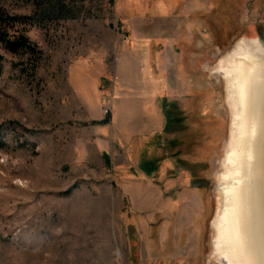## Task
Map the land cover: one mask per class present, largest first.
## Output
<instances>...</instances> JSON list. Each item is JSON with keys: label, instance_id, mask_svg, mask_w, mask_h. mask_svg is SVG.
Wrapping results in <instances>:
<instances>
[{"label": "rangeland", "instance_id": "374dc122", "mask_svg": "<svg viewBox=\"0 0 264 264\" xmlns=\"http://www.w3.org/2000/svg\"><path fill=\"white\" fill-rule=\"evenodd\" d=\"M4 5L30 18L15 30L41 57L0 45V264H219L232 112L216 68L264 36V0ZM172 21L184 27L171 37ZM147 43L174 96L166 130L144 137L150 114L116 112L113 91L117 59Z\"/></svg>", "mask_w": 264, "mask_h": 264}, {"label": "bare ground", "instance_id": "6f19581e", "mask_svg": "<svg viewBox=\"0 0 264 264\" xmlns=\"http://www.w3.org/2000/svg\"><path fill=\"white\" fill-rule=\"evenodd\" d=\"M232 126L213 220L212 258L264 264V36L239 42L218 63Z\"/></svg>", "mask_w": 264, "mask_h": 264}, {"label": "crops", "instance_id": "0c3cea01", "mask_svg": "<svg viewBox=\"0 0 264 264\" xmlns=\"http://www.w3.org/2000/svg\"><path fill=\"white\" fill-rule=\"evenodd\" d=\"M173 23L178 27L170 25L171 37L181 32L184 27L180 22V24ZM156 49V46L154 48L152 44H144L141 49L123 53L115 65L116 79L113 97L114 101L119 102V106L115 105V111L117 112V109L121 107V103L128 104L129 102V107L134 111L149 113L150 126L147 128L148 132L143 135L144 137L155 131L159 135L166 130L167 119L164 106L166 102H171L169 100L174 96V90L164 69L157 67Z\"/></svg>", "mask_w": 264, "mask_h": 264}, {"label": "trees", "instance_id": "16d2710c", "mask_svg": "<svg viewBox=\"0 0 264 264\" xmlns=\"http://www.w3.org/2000/svg\"><path fill=\"white\" fill-rule=\"evenodd\" d=\"M30 18L24 19L19 16H12L4 5V0H0V45H3L13 54L32 55L40 59L39 51L22 33H18L15 27L19 24L29 21ZM4 58L0 57V77L2 76ZM111 122V115L107 116L97 125L104 126ZM6 143L3 137V129L0 127V149H4Z\"/></svg>", "mask_w": 264, "mask_h": 264}]
</instances>
